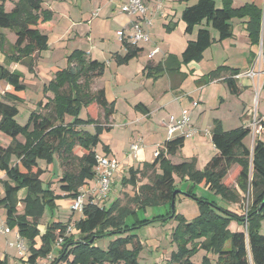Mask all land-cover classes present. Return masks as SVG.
<instances>
[{
    "label": "trees",
    "instance_id": "16d2710c",
    "mask_svg": "<svg viewBox=\"0 0 264 264\" xmlns=\"http://www.w3.org/2000/svg\"><path fill=\"white\" fill-rule=\"evenodd\" d=\"M8 1L0 0V30H10L17 38L11 44L0 32V53L5 55L3 64H0V83H6L13 90L0 93V132L11 139L7 147L0 145V171L6 177L2 182L5 196L0 200V206L6 210L8 228L16 229L26 241L28 263L36 264L57 251L59 257L52 264L64 261L68 264H139L138 256L143 245L136 231L155 222L177 218L180 225L172 240L178 248L172 254L171 264H193L191 259L199 250L217 256L215 263L205 257L202 264H264V235L260 232L264 218V208L260 209L264 200V141L256 139L253 150H250L244 144L251 134L249 127L225 132L218 121L212 133V143L218 154L203 170L196 168L195 159L180 164H173L170 160L169 157L175 156L185 146L186 138L167 141L153 163L131 168L129 175L120 180L121 185L137 190L125 204L117 197L110 205L107 204L110 198L98 204L88 202L81 219L75 222L74 234H66L67 225L49 222L41 235L39 226L45 211L55 213L58 199H76L95 179L98 156L95 149L101 143L100 136L112 129L109 124L114 114V103L108 102L104 89L95 93L92 91L94 80L104 75L106 64L92 60L86 52L76 49L66 56L65 68L58 70L44 87V94L52 95L47 104H38L27 123L20 125L16 118L23 100L17 94L26 91V86L23 74L10 67L21 65L28 72H35L36 55L48 51L50 47L49 37L42 29L47 24L54 26V13L44 8V0H18L14 8L7 12L5 5ZM190 1L182 0L185 3ZM181 19L186 25V35L192 36L197 27H203L198 29L196 39L190 40L182 53L180 62L183 65L202 60L204 52L214 42L212 31L218 34L219 41L232 38L233 26L230 22L233 19H247L246 29L252 46L259 47L263 35L264 56V14L255 4L235 9L233 0H222V6L217 8L214 0H199L195 5L186 7ZM176 27V24H171L167 31L172 32ZM124 46L126 55L116 58L119 65L137 58L142 52L138 46L127 43ZM172 61L180 66L177 57L171 55L163 64L147 67L146 77L156 81L166 72L176 71L178 68L171 66ZM220 71L221 68L201 81L208 84ZM232 74L225 82L230 93L236 96L240 90L235 77L240 71L233 69ZM92 107L103 111V123L92 117L86 120L80 118L83 109ZM136 109L147 111L142 104ZM90 126L94 127V133L86 130ZM20 137L23 142L19 141ZM78 151L82 154L78 155ZM55 156H58L64 169L61 180V190L65 193L63 197L56 195L50 184L44 185L41 180L45 170L39 162L50 165ZM234 166H237L233 169V176L237 179L238 188L250 196L247 212L239 215L199 197L198 217L192 221L177 214L171 217V203L178 196L173 197L178 189L175 177L181 181L188 177L190 186L185 192L193 199L198 197L194 193L197 186H207L228 203L240 204L242 195L238 189L231 187L232 182L229 184L233 176L228 175ZM141 179L147 180V183L140 185ZM22 190L27 195L21 201L18 193ZM20 203L24 204L23 213H19ZM154 207H164L165 213L151 220L140 219V212ZM232 219L243 223L245 230L230 231ZM111 237L113 240L105 250L97 244ZM59 238H63L60 250L57 249ZM37 239L41 241L40 247H37ZM190 242L194 245L192 249L186 247Z\"/></svg>",
    "mask_w": 264,
    "mask_h": 264
},
{
    "label": "crops",
    "instance_id": "0c3cea01",
    "mask_svg": "<svg viewBox=\"0 0 264 264\" xmlns=\"http://www.w3.org/2000/svg\"><path fill=\"white\" fill-rule=\"evenodd\" d=\"M128 0H54V2L58 3H64L66 7L68 8V20L72 21L71 23L69 22L68 28H71V39L70 41L76 42L77 40L80 41V43H84L85 41H88L90 43L88 48L80 49L79 46L81 44H78L77 49L82 50L86 52L88 58L92 60H97L94 56L97 53H100L101 55L104 54V56H107L109 59V64L111 66H117V69H130L131 67L135 66V63L141 58V56L144 54L146 56V62L144 65H137L134 73V79L132 75L130 74V77L124 76V74H120V78L117 79L118 74L115 73L113 74L112 81L114 80V86L117 85L115 89L110 87V91L108 92L107 88L103 87V81L102 79L104 78L107 70V65L105 69L104 75L99 78V84L102 86V88L106 92V97L109 103H114V114L110 118V124L109 126L112 128L110 132H104L100 136L101 143L97 146L95 149L96 153L101 156H105L109 159L116 160L117 162L120 163L121 169L124 170V173L121 176H117L115 184L113 185V191L118 190L120 192L122 185L121 181L123 178L127 177L129 175V170L131 168H134L133 165H127L130 160L125 157V155L119 157L115 154L112 143L107 142L104 143V134H112L115 130V123L121 124L122 126L124 125L123 123V116L119 112V107L122 105V103H125L126 106L124 109H129L132 113L133 116H135L136 119L138 118V114L143 115L145 118H141L137 122V124L142 126V129L147 127V132L148 134L152 133L153 130H156L155 133L158 132V130L163 131V135L165 136L164 140L162 142L160 141L159 144H155V146H161L164 145V143L167 141V127L166 124L169 121V118L171 116H176L177 118H180L182 110H188L189 111V116H190V124L197 128L198 133L195 135H204L203 132L209 133L211 132V142H212V133L215 128V123L218 121L220 123V126L225 132H229L226 130V125L228 124H236V129L241 128V127H249L251 129V135L253 136L252 142L250 146H247L244 140V144L250 149L253 150L254 144L256 139L262 140L258 135L264 133V80H263V86L262 89L259 93L254 92L252 85L254 82L252 80L254 79H246V78H241V79H236V82L238 84L240 93L239 95H232L231 96L236 97V100H233L232 98L230 99L231 101H234L236 103V109L234 107L226 106V101L225 99L221 98L219 107L218 109L222 110L221 116L215 117V118H210L208 122L206 123L204 121V117L206 110H200L199 112H195L197 108L200 107L202 104L201 99L197 97H193V94L196 92H200L205 90V88L213 83H225V80L228 78H231L233 76L232 70L233 69H238L240 71V74H244V72L237 67H232L228 66L227 62L230 61V58L235 57L238 53H241L242 55L248 54L246 64L245 65H255V62H257L258 58V49L263 48V35L261 36V41H260V46L255 47L252 46L250 43L249 39V34L246 29V23L247 19L240 20V26L239 29H237L236 24H235V19H233L230 23L233 26V37L227 40L219 41V36L215 37L214 36V31H212V36L214 39V42L210 48H208L204 54L203 58L200 62H192L188 65H183L180 61L182 53L185 51L188 42L190 40H195L196 35L195 31L194 34L191 37H194L193 39H188L186 40V43L183 45V47L180 50L175 51L174 48L176 47V44H172L169 42L166 44H163L161 42L162 34H156L159 30H162L164 33H166L167 37L171 39V37L177 32L179 28V22L177 21V14L178 10L180 13V18L182 16L183 11L186 9V7L193 6L195 5L199 0H192L189 3H186L187 6H185L182 9H179V7L185 5V2H182V0H165L164 2V8H163V13L164 15H157L154 17H149L152 19V26L147 29L149 38L145 41H142V43H148L145 47V44H138V47L141 48L142 52L140 55L129 61L128 63L124 65H119L116 61L117 56L123 58L126 55V49L124 44L119 40L117 33L120 31H124L127 36L132 34L131 30V21L134 19L127 16L126 14L122 13L120 10V6L123 4L127 3ZM216 3L217 7L222 6V0H214ZM16 2V1H15ZM54 2H49L48 5L44 4V8H48L53 11L54 13V18L56 11L53 7ZM171 2L173 4H171ZM154 3V0H148L147 4L151 6ZM192 3V4H191ZM177 4V5H175ZM191 4V5H190ZM247 4H255L259 8L263 10L264 14V0H233V7L235 9H239ZM219 5V6H218ZM219 7V8H220ZM178 9V10H177ZM97 14V15H96ZM112 19L114 22L113 24L115 25L116 31L114 32V37L115 41L117 42L116 44V49L114 48V45L111 43L109 44H104L105 39L101 36L98 35L100 33L101 28L99 27L100 24H109L108 22H105V20ZM54 20V19H53ZM182 21V19H181ZM183 22V21H182ZM171 24H176V28L172 32H168L167 29L169 25ZM184 26L182 31L185 34V28L186 25L183 22ZM49 25V24H48ZM58 27V25H56ZM203 28V27H199ZM2 30H0L1 32ZM66 31V35L69 33ZM99 32V33H98ZM198 32V31H197ZM186 35V34H185ZM62 37V36H61ZM8 40V39H7ZM101 40L104 46H98L95 41ZM9 43L14 44L15 42H11L8 40ZM262 42V45H261ZM57 46L62 47L58 48L59 54H62L63 51H66V42L65 39L59 38ZM244 45L245 47H242ZM216 47L220 48L225 52V54H228V56L225 59V63L221 66H219L217 69L210 71L205 74V69L203 67V63L206 57V54L208 51L212 50ZM170 48V49H169ZM240 48L245 49L244 51H241ZM159 49V52L155 54L154 58L152 60L149 59V55L152 53V51ZM76 50V49H74ZM51 48L49 47V50L46 52H50ZM71 51H67V55ZM263 52V51H262ZM45 53V52H44ZM107 53V55L105 54ZM43 54V53H41ZM66 55V56H67ZM175 56L177 57L178 64L180 65L177 67V62L175 63L174 61L171 62V66L173 68L177 67L178 69L173 72H166L164 76H162L159 80H153L150 78L146 77V68L151 66V67H156L159 64H163L168 60L169 56ZM0 54V58H1ZM264 57V56H263ZM64 59V58H63ZM98 61V60H97ZM102 63V62H101ZM106 64V63H105ZM13 66V65H12ZM11 66V67H12ZM21 66V65H19ZM24 67V66H21ZM25 68V67H24ZM221 68V71L217 74L216 78L213 81H208V84L204 83L201 81L202 79L208 78L207 76L209 74H212L216 70ZM223 68V69H222ZM27 69V68H26ZM20 71L23 76H25L24 72L22 70L16 69ZM28 71V70H27ZM251 71L250 68L247 69L246 72ZM136 72V73H135ZM245 72V73H246ZM30 73V72H29ZM115 76H117L115 78ZM123 76V77H122ZM258 77V76H257ZM261 78V75H259ZM258 79V86H260V78ZM166 78L165 82V89L162 91L159 89H155V85L152 86L151 91L148 92L147 94V99L145 103H137V99L135 101H129L126 96L131 97L132 94L135 92L139 91V89H142L141 86H136L135 83H133L136 79H138V82L146 79L153 81V83H157L162 79ZM256 82V81H255ZM227 85V84H226ZM255 85V84H254ZM9 87V85H7ZM228 88V86H227ZM44 89V88H43ZM109 89V90H110ZM187 90H190L187 92ZM229 90V89H228ZM169 92V93H168ZM230 92V91H229ZM171 94V95H170ZM256 95V99L259 98V118L263 121V124L261 125L262 129L259 132H255V130L252 127L253 123L251 122V109L250 106H252V102L254 101V96ZM169 96V100H168ZM172 97V98H171ZM176 100V101H175ZM196 102L197 106L195 107L193 103ZM128 104V105H127ZM142 104L147 108L146 112L143 111H138L136 109V106ZM190 104L189 106H187ZM178 105V106H177ZM176 107V108H175ZM134 111V112H133ZM136 113V114H135ZM138 113V114H137ZM86 120V119H85ZM150 123V125H149ZM206 123V125H204ZM242 124V125H241ZM121 126V127H122ZM232 126V125H231ZM208 128V129H204ZM206 130V131H203ZM144 130V129H143ZM152 130V131H151ZM235 130V129H233ZM231 130V131H233ZM92 133H94V130H90ZM159 133H157L158 135ZM132 135V134H131ZM207 135V134H206ZM23 139V138H22ZM21 141V140H19ZM24 141V140H23ZM21 141V142H23ZM263 141V140H262ZM135 143V142H134ZM161 143V144H160ZM186 143V141H185ZM136 144V143H135ZM148 144V143H147ZM132 145V144H131ZM211 145V144H210ZM207 141H202V139H195L194 140V147L195 152H197V155L194 156L193 158H186L184 159L185 161H191L192 159L195 158L196 160V168L198 170H203L205 166L210 162V160L215 157L218 154V151L216 148L210 146V148L207 147ZM105 147H107L105 149ZM148 149H141L138 153V159L134 160L135 165L137 169L139 164H144V163H153L155 161V156L154 153L157 150L152 146L151 144L147 145ZM149 148H153L152 151L149 152ZM208 148V149H207ZM101 151V152H100ZM152 152V153H151ZM151 153V154H150ZM178 154V153H177ZM176 154V155H177ZM171 160H174V157H170ZM183 160V162H184ZM40 163V162H39ZM173 163V162H172ZM175 164V163H173ZM180 164V163H179ZM0 182H3L6 180L5 174L0 171ZM95 179L89 182V187L85 189V192H88L90 188L95 187ZM233 187L238 189L240 194L243 197V193L240 191L238 188L237 182L233 183ZM209 187H206L205 190H208ZM112 191V192H113ZM22 193V192H21ZM20 193V194H21ZM114 195L115 197L118 198V195L116 196L115 193H111V195ZM58 195V194H56ZM5 196L4 191H3V186H0V200L3 199ZM61 196V195H59ZM23 198L25 197V194L23 193ZM63 197V196H62ZM89 197H91V194H89ZM88 197V198H89ZM110 196V200H112ZM22 199V198H21ZM23 200V199H22ZM21 200V201H22ZM70 201V199H67ZM109 200V201H110ZM72 202V201H71ZM21 204V211L19 213H23L24 209V204ZM57 204V210L59 209V201L56 202ZM72 204V203H71ZM243 200L239 204V207H242ZM233 205V204H231ZM164 208V207H163ZM165 210V209H164ZM73 212V211H72ZM45 215V214H44ZM71 216V215H70ZM43 220V219H42ZM42 220L40 222L39 230L41 232V235H43L46 231V223H42ZM69 221V220H68ZM49 223V221H47ZM70 222V221H69ZM47 223V224H48ZM8 228L6 225V210L0 206V229H5ZM16 233L17 230L14 229L11 230L9 233H0V262H5L6 264H29L28 263V254L26 256H23L20 254L17 245H16ZM25 241V240H24ZM26 243V241H25ZM41 241L40 239H37V247H40ZM58 250H60L59 247H57ZM57 251L55 252V254ZM54 254V253H53Z\"/></svg>",
    "mask_w": 264,
    "mask_h": 264
},
{
    "label": "rangeland",
    "instance_id": "374dc122",
    "mask_svg": "<svg viewBox=\"0 0 264 264\" xmlns=\"http://www.w3.org/2000/svg\"><path fill=\"white\" fill-rule=\"evenodd\" d=\"M15 1H18V0H9L6 3L5 7H6L7 12H10L14 8ZM49 2H54V0H44L45 5H48ZM171 4L173 3L171 2ZM164 5L165 4H163V8H164ZM185 6H187L186 3L185 5L183 4V6L179 7V9H182ZM53 7L56 11L55 18L52 21V23H54V26L53 25L50 26L47 24L46 26H43L44 28L42 29L44 34L48 35L49 37V46L51 48V51L49 53L43 52V54L40 53L36 55V67H35L34 73H29L26 68L21 67L19 65H13L12 67H10L11 70H16V69L22 70L25 74L23 78V83L26 86V91L17 94L23 100V102L19 105L20 106L19 115L16 118L17 122L20 125H25L27 123L30 114L33 111L37 110L38 104H42L43 106L47 104L48 100L52 97V95L44 94L43 88L50 83V81L54 78L55 73L58 70L65 68V64H66L65 58L67 55V51H73L74 49H77L78 44H81L79 40H77L76 42L69 40L72 37L71 35H69L71 31H68V30H71V28H68V26L70 25L69 22L71 23L72 21L68 20V8L66 7V5L64 3L54 2ZM120 10H121V6H120ZM177 21L179 22V28L177 32L171 37V39L168 38L166 33H164L162 30H159L158 32H156V34H159V33L162 34L161 42H163V44H166L168 42L169 44L170 43L176 44L177 48H174L175 51L180 50L183 47V45L186 43V40L194 38L189 35H185L184 32L182 31L184 24L181 21L179 10L177 14ZM234 21H235L237 29H239L238 26H240V23H239L240 20L235 19ZM105 22H108L109 24H106V23L104 25L100 24L99 27L101 28V30H100V33L98 32L99 33L98 35H101L105 39L104 44L111 43L112 45H114L113 49H116L117 42L115 41V37H114V32L116 31V28H115V25L113 24L114 22L112 21V19L105 20ZM56 25H58V27ZM198 29L199 27L195 29V35ZM66 31L69 32L67 35H66ZM1 33H3L5 37L12 43L16 42L17 37L14 32H11L10 30H2ZM213 34L215 37H218V34L215 31ZM59 38H62V39L64 38L66 42L65 47L67 50L63 51L62 54H59V51H58V48H62V47H59L56 45ZM95 42L96 44H98V46L99 45L104 46L101 40H97ZM140 44H145V47L147 48L146 45L148 43L141 42ZM89 45L90 43H88V41H85L79 46V48L80 49H83V47L88 48ZM242 47H245V46L242 45ZM6 48H7V45H6ZM240 50L244 51L245 49L240 48ZM257 51H258V54H257L258 58L254 66L252 64L245 65L248 54L242 55L241 53H238L235 57L230 58L229 62H227L228 66L240 68L244 72V74H247L249 71L248 72L246 71L248 68H250L251 71L255 70L254 72H256L258 77L259 75H261V78L259 77L261 80L259 83L260 86H258L257 84L258 83L257 76L254 80H252L255 84V85L254 84L252 85V88L254 92L256 93V95L257 93L261 91L262 86H263V80H264V57H263L262 48H259ZM0 54L2 55L0 58V64H3L5 55L4 53H0ZM105 54L107 55V53ZM227 56L228 54H225L224 50L222 53V50L218 47L216 48L213 47L212 50L208 51L206 54L204 63H203L205 74L207 75V73H209L210 71H213L217 69L219 66L223 65L225 63L224 61ZM94 57L99 62L106 63L107 65L106 74L104 78L102 79V81H103V87L107 88L108 92L110 91V93H111L110 87H112L113 89L117 87V85L114 86V80L112 81L113 74L115 73L118 74V77L115 76V78L117 77V79L120 78L122 74H124V76L126 77H130V74H131L134 79L133 71H135L137 65L141 66V65H144V63L146 62V56L143 54L141 58L137 61V63H135V66L131 67L130 69H122V68L117 69V66L115 67L109 64V59L107 58V56H104V54L101 55L100 53H97L95 54ZM246 79L251 80V78H248V77ZM99 81L100 79L94 80L93 85H92L93 93H95L97 90L103 89L102 86H100ZM165 82H166V78L160 80L156 84L150 80L144 79L142 83V81L138 82V79H136L133 83H135L136 86H141L142 89H139V91L132 94L131 97L133 98H130V96L128 97V95L126 96V98L130 102L135 101L137 99L138 101L137 103L139 102L145 103L147 99V94L148 92L151 91L152 86L155 85L154 88L156 90L159 89L162 91L163 89H165L164 88ZM189 91L190 90H187V92ZM5 92H13V90L10 87H8L6 83L2 82L0 83V93L3 94ZM256 95L254 96V101L252 102V106H250V109H251V117H250L251 122L250 123H253L254 120L256 119L258 122H260L259 125L261 126L263 124V121L258 116L259 115V108H258L259 98L256 99ZM193 97H197L201 99L202 104L200 105L199 108L195 110V112H199L200 110H206L205 116H203L204 117L203 119L206 123L212 117L219 118L221 116L223 111L218 109L221 98L225 99L226 106H230L234 108L236 107V103L230 100L231 98L232 99L234 98L233 100H236V97H233L230 95V92L225 83H213L207 86L205 90H203V92L200 91V92L194 93ZM168 100H169V96H168ZM189 105L190 104H188L187 106ZM125 106L126 104L122 103V105H120L119 107V112L120 114H122L124 118L123 120L124 125L122 126L121 124L115 123L114 132L112 134L103 135L105 136L104 143H107V142L112 143V147H113L115 154L119 157L123 155H125V157L127 156V158L130 161L126 164L127 165L134 164L135 166L134 168H136L137 165H135V161H134L136 159L130 158L131 146L135 143H138L141 148L148 149L147 145L151 144L152 146H154V148L158 149L159 146L157 147L155 146V144H159L160 141L162 142L165 136L162 134L163 133L162 130L160 131L158 130L157 132L159 133L158 135L157 133H155L156 130H153V131L151 130L152 133L148 134L147 127L143 128L144 129L143 130L142 126L140 124L139 125L137 124V122L141 118H145V117L137 113L139 119H136L135 116L132 115L129 109H124ZM103 116H104L103 111L98 107L83 109L80 114V118L84 120L88 119V117H92L93 119H97L101 121L102 123L104 122ZM206 123L204 125H206ZM236 127H237L236 124H229V125L227 124L226 130L231 131L233 129H236ZM204 129H208V128H204ZM204 129L203 131H206ZM86 130L92 133V131L90 130H94V127L90 126L86 128ZM203 134L204 135H197V136H193L190 138H186L185 146L178 152L177 155L173 156L174 160L173 159L171 160V158L169 157L170 160L175 164H179V163H182L183 160L186 158H193L194 156H196L197 152H195L196 148L194 147V140L197 138L202 139V141H207L208 148H210V146L214 148V145L211 142V132L206 133L207 135L205 134V132H203ZM258 136L264 141V133L259 134ZM252 139H253V136L250 134L247 137V140H245V143L247 144V146L251 145ZM19 140L23 141L21 137L19 138ZM10 142H11V139L0 132V145L2 147H7L10 144ZM152 149L153 148H149V152L152 151ZM159 150L161 151V148ZM81 154H82V151H78V155H81ZM39 165L42 169L45 170V173L41 178L44 185L50 184L51 189L55 192V194L65 196V193H63L61 190V186H62L61 180L63 177L64 169L61 166V161L58 158V156H55L54 162L51 163L50 165H47L46 162L44 161H41ZM142 166H143L142 164H139L138 168H142ZM233 169H237V166H234L231 169V172H229V175H228L229 177H232L234 175ZM123 173H124V170H123ZM175 180H176V184L178 185L177 190L179 191L185 192V190H187L188 187L190 186L188 177H186L184 181H181V179H179L178 177H175ZM229 180H228L229 184L232 182L230 185L232 188H234L233 183L237 182L236 177L233 176L232 179H229ZM145 183H147V180L141 179L140 185L145 184ZM0 186H2V182H0ZM206 187L207 186H197L194 189V193L198 196L197 199H199V197L209 199L210 202H215L218 205V208L222 207L225 209H229L239 215L244 214V211L247 210L249 207V204H250L249 194H243V204H242V207H239V203H236V202L228 203L222 197L210 191L209 188L208 190H205ZM136 191H137L136 188L132 186L125 187L124 185H122L120 192L114 189L112 193H115L116 196L118 195V198L122 201L123 204H125L127 202L128 197H133ZM21 192L18 193V198L20 200L25 199L27 195V192L25 190H22ZM23 193L25 194L24 198L22 197ZM111 196H112L111 197L112 200L107 202L108 205H110L112 201L117 199L113 194ZM88 197H89V194H86L85 201L88 200ZM58 201H59V209L56 210L55 213H52L50 210H46L42 223H46V225H48L47 221L60 222L64 225L74 227L75 222L81 219L82 213L72 212V204H71L72 203L71 201H73L72 199L68 201L67 199L60 198L56 202ZM21 208H22L21 204H19V207H18L19 212L21 211ZM164 209L165 208L163 207L150 208L145 212L144 211L140 212L139 217L140 219L145 218V219L151 220L155 218L156 216L164 214L165 213ZM176 214L178 216L179 215L184 216L185 219H187L188 221H192L193 219H195L196 217L200 215L199 204L193 198L185 197L183 195H178L176 199ZM6 218H7V213H6ZM179 225H180L179 220L177 218H174L167 222L152 223L136 231V234L139 236V239L141 240L142 245H143V249L140 251L139 256H138L139 264H171L170 261L172 259L171 258L172 254L173 252H176L178 248L177 243L173 242L172 237L175 231L178 229ZM229 230L232 232L244 231L245 226L240 221L236 219H232L230 222ZM260 232L262 235H264V218L261 220ZM112 240H113V237L105 238L103 240H100L97 244L102 249L105 250ZM195 242L197 243L199 241H195ZM186 247H188L189 249H192L194 245L190 242V243H187ZM59 248H61V246ZM58 257H59V252H57L56 254H53L54 260H56ZM205 257H209L213 263H215L217 260V256H213L211 253L206 252L205 250H199L192 257L191 260L193 264H202L203 258ZM71 259L72 258H70V261ZM60 264H68V263L64 261V262H61Z\"/></svg>",
    "mask_w": 264,
    "mask_h": 264
},
{
    "label": "built area",
    "instance_id": "2783aa9c",
    "mask_svg": "<svg viewBox=\"0 0 264 264\" xmlns=\"http://www.w3.org/2000/svg\"><path fill=\"white\" fill-rule=\"evenodd\" d=\"M148 0H128L127 3L121 6V12L127 16L133 18L131 21L132 34L127 36L124 31L117 33L118 38L121 42L138 46L139 43L145 41L149 38L147 29L152 26V17L157 15H164L163 4L165 0H154V3L149 6L147 4ZM97 15V14H96ZM150 15V17H149ZM159 49L152 51L148 56L152 60ZM255 70L249 71L247 74H241L236 76V79L241 78H251L255 79L257 74ZM193 105L196 107L197 103L194 102ZM256 119L254 120L252 127L255 132H259L262 127L259 125ZM167 127V141H172L177 138H190L198 133V130L190 124V116L188 110H182L180 118L176 116H171L166 124ZM207 132V131H206ZM166 141V142H167ZM164 149L165 146H159L155 151V158L158 157L160 150ZM142 148L138 143L133 144L130 148V158L137 159L138 153ZM123 174V169L121 165L116 160L109 159L105 156H97V167H96V177H95V187L90 188L88 192L85 190L76 199L72 201V211L73 212H83L86 203L98 204L107 200L113 191V185L116 181L117 176ZM86 194H91V197L86 200ZM247 212V210H245ZM11 230L9 228L0 229V233H9ZM76 229L69 226L66 230L67 235L74 234ZM63 243V238L58 239L57 246L60 247ZM16 245L21 255L26 256L27 247L23 238L16 233ZM53 254L49 255L45 259L39 260L36 264H52L54 262Z\"/></svg>",
    "mask_w": 264,
    "mask_h": 264
},
{
    "label": "water",
    "instance_id": "95a60500",
    "mask_svg": "<svg viewBox=\"0 0 264 264\" xmlns=\"http://www.w3.org/2000/svg\"><path fill=\"white\" fill-rule=\"evenodd\" d=\"M261 45H262V42H261ZM177 195H183L185 197H189L188 193H186L184 191H179V190L174 192V194H173L174 199L176 198ZM189 198H192V197H189ZM195 200L198 202L199 199L195 198ZM262 208H264V200L260 206V209H262ZM175 214H176V200H173L171 203V217H173Z\"/></svg>",
    "mask_w": 264,
    "mask_h": 264
}]
</instances>
